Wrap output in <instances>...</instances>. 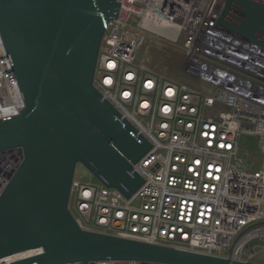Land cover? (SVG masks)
I'll return each mask as SVG.
<instances>
[{
    "label": "built area",
    "instance_id": "2783aa9c",
    "mask_svg": "<svg viewBox=\"0 0 264 264\" xmlns=\"http://www.w3.org/2000/svg\"><path fill=\"white\" fill-rule=\"evenodd\" d=\"M226 1L117 0L93 87L151 148L132 166L143 183L130 198L74 179L69 211L82 231L239 263H256L264 253V166L251 172L239 143L243 134L259 137L264 155V48L218 27ZM146 36L174 44L183 37L186 71L213 93L139 68ZM24 106L0 33V120ZM23 160L21 148L0 152V198ZM42 253L31 250L0 264Z\"/></svg>",
    "mask_w": 264,
    "mask_h": 264
},
{
    "label": "water",
    "instance_id": "95a60500",
    "mask_svg": "<svg viewBox=\"0 0 264 264\" xmlns=\"http://www.w3.org/2000/svg\"><path fill=\"white\" fill-rule=\"evenodd\" d=\"M117 0H0V33L24 100L0 120V152L24 160L0 198V260L14 264H256L197 255L82 231L69 211L77 164L130 198L142 185L132 166L150 143L93 87L105 24ZM218 27L264 48V5L227 0Z\"/></svg>",
    "mask_w": 264,
    "mask_h": 264
},
{
    "label": "rangeland",
    "instance_id": "374dc122",
    "mask_svg": "<svg viewBox=\"0 0 264 264\" xmlns=\"http://www.w3.org/2000/svg\"><path fill=\"white\" fill-rule=\"evenodd\" d=\"M182 42L183 37L174 44L168 40L146 36L145 43L137 54L136 65L154 72L164 79L188 85L200 93L212 94L214 88L210 84L186 71L187 57L185 52L180 49ZM239 143L241 154L245 157L248 165H251L250 171H260L264 166V155L261 152L259 137L243 134ZM74 179L85 184H101L98 178L82 164H77ZM70 210L73 211V197L70 199ZM256 263L264 264V253L257 258Z\"/></svg>",
    "mask_w": 264,
    "mask_h": 264
},
{
    "label": "bare ground",
    "instance_id": "6f19581e",
    "mask_svg": "<svg viewBox=\"0 0 264 264\" xmlns=\"http://www.w3.org/2000/svg\"><path fill=\"white\" fill-rule=\"evenodd\" d=\"M30 253H28L27 255H29Z\"/></svg>",
    "mask_w": 264,
    "mask_h": 264
}]
</instances>
